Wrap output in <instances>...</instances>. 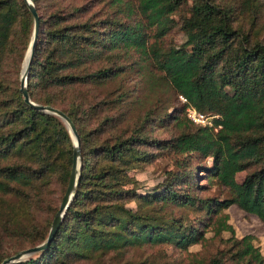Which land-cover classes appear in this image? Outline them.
<instances>
[{
	"label": "trees",
	"instance_id": "trees-1",
	"mask_svg": "<svg viewBox=\"0 0 264 264\" xmlns=\"http://www.w3.org/2000/svg\"><path fill=\"white\" fill-rule=\"evenodd\" d=\"M34 2L40 31L29 92L74 121L82 163L74 197L49 246L10 264H83L145 244L188 249L206 238L205 218L215 217L212 225L220 233L233 230L225 211L233 204L264 222V0H136L135 9L104 13L92 0ZM134 10L141 18H124ZM175 26L184 39L167 46L163 36ZM33 28L26 0H0V192L19 201L1 215L0 264L47 238L73 166L74 141L66 122L28 103L21 91L20 70ZM122 50L151 57L177 97L221 118L212 126L197 123L182 100L164 116L152 110L130 115L131 107L113 106L127 92L111 97L101 87L126 71ZM172 122L176 133L153 134L154 127ZM168 154L177 168L168 169L158 186L140 191L132 170ZM207 158L211 163L202 164ZM202 167L228 188L227 196L196 192ZM132 200L136 207L128 204ZM172 206L205 216L168 214ZM228 241L207 264H264L254 234Z\"/></svg>",
	"mask_w": 264,
	"mask_h": 264
},
{
	"label": "rangeland",
	"instance_id": "rangeland-1",
	"mask_svg": "<svg viewBox=\"0 0 264 264\" xmlns=\"http://www.w3.org/2000/svg\"><path fill=\"white\" fill-rule=\"evenodd\" d=\"M82 2L85 0H74ZM95 9L104 13L108 10H115L119 7L125 8L128 5L134 6L136 0H121L123 4H115L113 0H92ZM125 19L133 21L141 18V15L134 10L131 14H125ZM148 34L153 33L149 28ZM183 31L178 26L173 27L163 36L165 45L170 46L179 44L183 41ZM124 53V50H122ZM26 56V55H25ZM123 62L127 65L126 71L115 81L102 86L103 94L110 92L114 97L119 91L127 92L124 101L112 102L113 106H129L132 108L130 115L138 111L145 112L152 110L156 116H164L172 112L174 106L181 105V97L175 93L174 88L162 76V72L155 66L153 60L148 55H140L139 51L124 53L121 56ZM25 60V57H24ZM24 62V61H23ZM20 70V83L21 72ZM187 106V105H186ZM159 126V125H158ZM156 126L152 129L155 136L167 137L176 133L178 127L175 122L171 125L162 127ZM202 164L211 163V158H207ZM170 168H177L174 158L171 155H161L154 162L138 167L132 170V173L138 179L137 186L140 191L151 190L161 184ZM246 171L237 173V180L241 181L245 177ZM196 192L201 196L225 197L229 194L228 188L217 180L209 177V173L203 167L198 171ZM19 201L15 195H4L0 192V220L5 207L17 206ZM136 207L137 201L132 200L128 203ZM229 213L228 222L233 226L232 229H225L221 233L212 225L213 220L205 218L210 222V226H203L206 231V238L199 243L189 246L188 249L179 248L173 244H145L142 246H129L120 250H111L104 257H93L86 260L83 264H207L210 257L216 251L225 249L228 246L229 237L235 235L241 237L244 234L252 233L255 235V242L260 245L264 252V222L253 213H249L238 205L233 204L225 210ZM168 214H185L192 219L196 216H205L201 210H195L184 206H172L166 208ZM6 247L11 250L12 242H6ZM230 260H227V263Z\"/></svg>",
	"mask_w": 264,
	"mask_h": 264
},
{
	"label": "water",
	"instance_id": "water-1",
	"mask_svg": "<svg viewBox=\"0 0 264 264\" xmlns=\"http://www.w3.org/2000/svg\"><path fill=\"white\" fill-rule=\"evenodd\" d=\"M26 2L28 3V6L31 12L34 15V28H33L32 38H31L28 50L26 52L25 60L23 62V68L21 72V91L23 93L25 100L28 103L32 104L33 106L41 110L59 115L66 122L68 128L71 131L73 141H74V157H73V166H72L70 180H69L66 192L60 202L59 209L57 210L53 218L47 238L44 241L34 246L21 249L18 252L11 254L10 256L6 257L2 261V264H10L13 262L21 261L49 246V244L54 238L62 222V219L64 218L72 202V199L74 197L75 190L78 184V179L80 176V169H81V163H82L81 138H80L78 129L76 127V124L71 119V117L61 108L50 105V104L39 103L35 101L30 95L29 88H28V78H29L32 60H33V56H34L36 45H37L39 31H40V15H39V12L37 10L34 0H26Z\"/></svg>",
	"mask_w": 264,
	"mask_h": 264
},
{
	"label": "built area",
	"instance_id": "built-area-1",
	"mask_svg": "<svg viewBox=\"0 0 264 264\" xmlns=\"http://www.w3.org/2000/svg\"><path fill=\"white\" fill-rule=\"evenodd\" d=\"M183 102L186 103L187 113L188 115L197 123L205 124V125H215L216 121L221 118V114L218 112H207L199 110L194 104H192L189 99L180 95ZM222 126L219 124V127Z\"/></svg>",
	"mask_w": 264,
	"mask_h": 264
}]
</instances>
